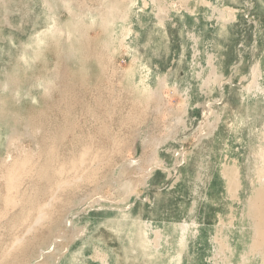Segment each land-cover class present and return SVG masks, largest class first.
Segmentation results:
<instances>
[{"label": "rangeland", "instance_id": "374dc122", "mask_svg": "<svg viewBox=\"0 0 264 264\" xmlns=\"http://www.w3.org/2000/svg\"><path fill=\"white\" fill-rule=\"evenodd\" d=\"M263 151L264 0H0V264H264Z\"/></svg>", "mask_w": 264, "mask_h": 264}, {"label": "bare ground", "instance_id": "6f19581e", "mask_svg": "<svg viewBox=\"0 0 264 264\" xmlns=\"http://www.w3.org/2000/svg\"><path fill=\"white\" fill-rule=\"evenodd\" d=\"M215 12H219L217 13L218 14V17L219 18H222V16H224V13H222L220 10L218 11L217 8L214 9ZM216 15V14H215ZM110 17V16H109ZM108 20V19H107ZM125 20V19H124ZM224 27V26H223ZM203 54V53H202ZM215 62H214V56H210L209 57V60L207 62V65L210 69V75H207V77L210 78L212 76H215L216 75V70H215V66L213 65ZM198 66H199V63H198ZM214 66V67H213ZM201 68H203L204 66L200 65ZM200 70V69H199ZM203 71V70H202ZM199 73V72H198ZM202 74V73H201ZM217 76V75H216ZM215 76V77H216ZM259 78H260V74L255 70H253L252 72V76H251V82L249 84L250 88H253V89H260V91L262 90L261 89V85H260V81H259ZM200 81V80H199ZM206 84V83H205ZM208 87V86H207ZM145 90V89H144ZM152 92V91H151ZM153 93V92H152ZM151 98V97H150ZM263 154H264V151H263ZM263 158V156H262ZM41 220V219H39ZM191 228V224H185V223H182L179 225V228H178V233H179V241L180 242H185L186 238H187V235H188V232H189V229ZM178 235V234H177ZM181 244V243H180ZM185 244V243H184ZM183 245V244H181ZM178 258V256H176L174 259L176 260ZM173 259V261H174ZM178 260V259H177Z\"/></svg>", "mask_w": 264, "mask_h": 264}]
</instances>
